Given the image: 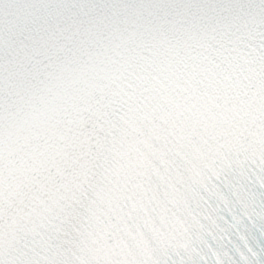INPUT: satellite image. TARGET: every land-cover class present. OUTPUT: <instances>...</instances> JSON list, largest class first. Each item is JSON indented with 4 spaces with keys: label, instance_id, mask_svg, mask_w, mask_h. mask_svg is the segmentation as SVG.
I'll list each match as a JSON object with an SVG mask.
<instances>
[{
    "label": "snow or ice",
    "instance_id": "6c2138e0",
    "mask_svg": "<svg viewBox=\"0 0 264 264\" xmlns=\"http://www.w3.org/2000/svg\"><path fill=\"white\" fill-rule=\"evenodd\" d=\"M0 264H264V0H0Z\"/></svg>",
    "mask_w": 264,
    "mask_h": 264
}]
</instances>
